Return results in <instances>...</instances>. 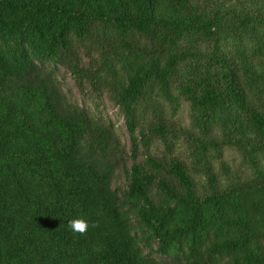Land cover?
Masks as SVG:
<instances>
[{"label": "trees", "instance_id": "16d2710c", "mask_svg": "<svg viewBox=\"0 0 264 264\" xmlns=\"http://www.w3.org/2000/svg\"><path fill=\"white\" fill-rule=\"evenodd\" d=\"M0 264H264V0H0Z\"/></svg>", "mask_w": 264, "mask_h": 264}, {"label": "rangeland", "instance_id": "374dc122", "mask_svg": "<svg viewBox=\"0 0 264 264\" xmlns=\"http://www.w3.org/2000/svg\"><path fill=\"white\" fill-rule=\"evenodd\" d=\"M52 79L57 85L59 91L65 96L68 102H72L74 104L80 105L83 107L89 114L94 116L95 118L102 121H109L115 124L116 133L120 138L122 146L127 151V164L131 166L132 157L131 153V139L130 134L126 126V119L123 116L119 108L110 101L107 95L104 93L98 94L96 93L90 85H84V87H80L75 80L74 76L65 68H53L52 70ZM189 107L187 102H183L181 109L177 117L179 121H181L184 125L189 126ZM189 142L186 138H181L177 140L176 149L177 153L183 154L184 157L190 159L189 157ZM149 150L155 153H162L165 151L164 144L162 142L156 141L151 145ZM148 151V148L141 145L140 148V157L143 158L145 153ZM225 159L229 164L232 165L233 169H239L241 164L240 154L230 147H226L225 149ZM215 166L218 170L219 164L218 161L215 160ZM246 170V169H244ZM125 184V176L124 174H119L116 180V186H123Z\"/></svg>", "mask_w": 264, "mask_h": 264}, {"label": "clouds", "instance_id": "9594fccd", "mask_svg": "<svg viewBox=\"0 0 264 264\" xmlns=\"http://www.w3.org/2000/svg\"><path fill=\"white\" fill-rule=\"evenodd\" d=\"M68 227L73 233L83 235L90 227V224L85 218L77 217L68 221Z\"/></svg>", "mask_w": 264, "mask_h": 264}]
</instances>
